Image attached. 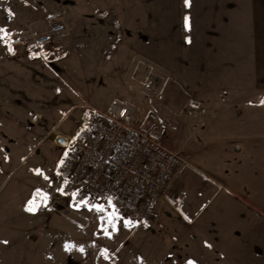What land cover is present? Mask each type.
I'll return each mask as SVG.
<instances>
[{
    "label": "rangeland",
    "instance_id": "rangeland-1",
    "mask_svg": "<svg viewBox=\"0 0 264 264\" xmlns=\"http://www.w3.org/2000/svg\"><path fill=\"white\" fill-rule=\"evenodd\" d=\"M167 6L159 0H0V27L8 30L0 40V264H206L226 218L264 225V212L244 207L248 193L238 190L237 161L218 144L219 133L206 136L187 118L160 113L167 107L157 91V50L160 10ZM53 14L64 24L55 35L58 51L33 57L28 42L11 45L20 35L48 33ZM116 100L140 114H158L164 144L186 161L151 219L128 225L109 208H72L56 178L66 140L78 134L84 115ZM197 106L186 98L181 111L187 117ZM30 200L35 212L27 210ZM262 238L256 264H264ZM213 261L222 263L220 255Z\"/></svg>",
    "mask_w": 264,
    "mask_h": 264
},
{
    "label": "crops",
    "instance_id": "crops-1",
    "mask_svg": "<svg viewBox=\"0 0 264 264\" xmlns=\"http://www.w3.org/2000/svg\"><path fill=\"white\" fill-rule=\"evenodd\" d=\"M159 1L172 4L163 7L162 15L160 10L157 91L167 107L160 113L184 122L187 118L195 129L204 128L206 136L209 131L218 132V144L236 158L238 190L248 193L244 198L249 197L244 207L261 214L264 0ZM186 98L198 105L187 117L181 111ZM125 100L134 101L130 97ZM221 226L220 241L212 238L213 250L206 258L212 262L206 264H216L213 260L219 255L221 264H256L254 251L264 236L259 219L236 224L226 218ZM234 227L236 235L232 233ZM232 235L235 248L229 237Z\"/></svg>",
    "mask_w": 264,
    "mask_h": 264
},
{
    "label": "built area",
    "instance_id": "built-area-1",
    "mask_svg": "<svg viewBox=\"0 0 264 264\" xmlns=\"http://www.w3.org/2000/svg\"><path fill=\"white\" fill-rule=\"evenodd\" d=\"M48 19V33L20 35L11 45L28 42L33 57L58 51L55 35L64 24L55 14ZM90 110L78 134L66 140L67 153L56 168L61 197L72 208L101 205L131 222L150 220L185 159L164 144V121L155 112L140 114L118 100Z\"/></svg>",
    "mask_w": 264,
    "mask_h": 264
},
{
    "label": "snow or ice",
    "instance_id": "snow-or-ice-1",
    "mask_svg": "<svg viewBox=\"0 0 264 264\" xmlns=\"http://www.w3.org/2000/svg\"><path fill=\"white\" fill-rule=\"evenodd\" d=\"M188 2V0H186V3ZM9 15H13L12 13H11V11L9 10ZM8 38V30L6 29V28H2V27H0V40H6ZM11 50V49H10ZM261 103L262 104H264V100H262L261 101ZM37 171H39V170H37ZM45 179H47V177H45ZM58 191H61V192H63V189H58ZM37 192H38V194L39 195H41L42 197H43V200L44 201H46L47 199H48V196H47V194H44V193H40V191L39 190H37ZM72 195L73 196H75L76 195V193H72ZM86 203V202H85ZM109 204H111V201H109ZM37 205H35L34 204V202L33 201H29V207H28V211L29 212H35L36 210H37ZM94 208H95V210L96 211H98V212H105L106 211V209L103 207V206H101V205H95V206H93ZM90 210H92V209H90ZM117 209H115L114 207H113V209H112V213H113V218H116V213H117ZM125 223H126V225H128V224H131V221L130 220H128V221H125ZM5 243H7V241H5ZM71 247H72V245H66V248L67 249H71ZM81 251H83V248H81ZM187 264H194V262L193 261H191V260H189V261H187Z\"/></svg>",
    "mask_w": 264,
    "mask_h": 264
},
{
    "label": "bare ground",
    "instance_id": "bare-ground-1",
    "mask_svg": "<svg viewBox=\"0 0 264 264\" xmlns=\"http://www.w3.org/2000/svg\"><path fill=\"white\" fill-rule=\"evenodd\" d=\"M61 141L64 143L65 141H64V139H61Z\"/></svg>",
    "mask_w": 264,
    "mask_h": 264
}]
</instances>
